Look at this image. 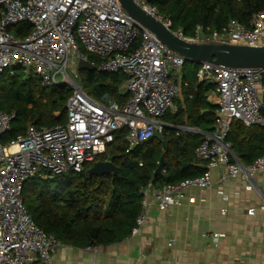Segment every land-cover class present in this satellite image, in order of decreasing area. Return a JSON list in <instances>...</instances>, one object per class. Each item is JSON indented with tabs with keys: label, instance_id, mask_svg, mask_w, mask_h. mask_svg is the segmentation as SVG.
I'll return each instance as SVG.
<instances>
[{
	"label": "built area",
	"instance_id": "obj_1",
	"mask_svg": "<svg viewBox=\"0 0 264 264\" xmlns=\"http://www.w3.org/2000/svg\"><path fill=\"white\" fill-rule=\"evenodd\" d=\"M133 1L186 41L261 45L264 12L253 13L248 27L233 20L220 31L206 33L197 26L192 36H185L182 29L173 30L147 0ZM20 23L28 24L30 31L16 36L10 27ZM86 53L98 58L96 64L90 62L98 71L124 74L129 97L123 105L107 97L96 101L82 89L76 65L87 60ZM184 62L134 21L118 0H0V73L20 67L33 73L43 87L65 85L71 89L63 123L41 129L30 124L24 134L7 143L0 141V264H48L63 245L28 213L23 190L29 178L81 172L105 153L119 130L126 129L127 151L160 133L161 119L179 92L170 70H179ZM196 76L214 83L216 93L214 127L193 150L195 160L206 171L174 184L155 187L149 181L141 186L140 211L131 235L141 231L153 204L166 209L184 200L194 203L195 197L187 191L211 187L210 171L219 166L225 169L217 180L219 185L228 177L241 175L248 188L257 189L255 178L264 171V153L252 163L242 164L227 134L235 120L264 128L260 113L264 68L202 63ZM14 117V112L0 111V136L11 130ZM212 236L216 241L225 235ZM97 247L88 245L86 249L95 252Z\"/></svg>",
	"mask_w": 264,
	"mask_h": 264
},
{
	"label": "trees",
	"instance_id": "obj_2",
	"mask_svg": "<svg viewBox=\"0 0 264 264\" xmlns=\"http://www.w3.org/2000/svg\"><path fill=\"white\" fill-rule=\"evenodd\" d=\"M162 14L173 30L182 29L192 36L197 26L206 33L220 31L230 21L249 26L251 15L264 12V0H147ZM208 28V30H206ZM16 36L30 31L20 23L10 27ZM137 42L134 43L135 46ZM89 62H96L94 54L86 53ZM198 63L185 61L182 94L185 108L167 112L163 119L175 124L201 127L210 132L216 120V106L207 97L215 84L200 81L196 76ZM82 89L94 100L107 97L123 105L129 95L122 89L125 76L122 72H101L97 69L79 70ZM264 84V80H263ZM71 89L65 85L43 87L31 72L20 67L0 73V111L14 112L11 130L0 136L2 143L24 134L28 125L37 129L52 127L66 120L65 104ZM261 115L264 117V94ZM58 113V115H55ZM168 139L167 147L151 137L138 146L128 149L126 129L115 133L113 141L103 155L95 161L110 160L118 167V175L88 176V164L77 172H66L54 177L33 176L23 190L25 207L33 222L46 233L54 235L64 245H106L118 242L131 233L140 211L139 188L149 181L174 184L186 178L202 175L206 168L195 166L193 150L198 144L196 135L162 130ZM227 140L242 164H250L264 153V128L232 122ZM164 154L166 181L153 173L160 156ZM182 163L191 165L185 169Z\"/></svg>",
	"mask_w": 264,
	"mask_h": 264
},
{
	"label": "crops",
	"instance_id": "obj_3",
	"mask_svg": "<svg viewBox=\"0 0 264 264\" xmlns=\"http://www.w3.org/2000/svg\"><path fill=\"white\" fill-rule=\"evenodd\" d=\"M170 73L179 84L174 105L168 111L175 113L185 108L183 68L171 69ZM122 89L126 92L125 82ZM207 97L213 103L215 89ZM161 123L162 130L174 135H196L198 141L208 132L201 127L172 123L171 119L162 118ZM224 171L222 166L210 171L211 187L187 191L195 197L192 204L184 200L166 209L153 204L138 234L99 245L95 252L85 246L63 244L53 252L48 264H264V171L256 175L257 189L248 188L241 175L228 177L219 185L217 180ZM218 232L225 236L215 241L212 235Z\"/></svg>",
	"mask_w": 264,
	"mask_h": 264
},
{
	"label": "water",
	"instance_id": "obj_4",
	"mask_svg": "<svg viewBox=\"0 0 264 264\" xmlns=\"http://www.w3.org/2000/svg\"><path fill=\"white\" fill-rule=\"evenodd\" d=\"M122 8L137 23L152 32L156 38L169 49L181 55L185 61L212 63L232 68H264V45H244L235 43H195L186 41L174 35L172 31L153 15L147 13L133 0H118ZM78 70L95 69L87 60H79ZM154 137L162 141L163 148L167 147L168 141L163 140L158 132ZM202 138L198 141L200 143ZM164 154L160 156L158 165L153 173L165 182ZM190 163H182L181 168L189 167ZM199 168H205L204 164H195ZM88 176H102L106 174L118 175V167L112 161L98 160L86 170Z\"/></svg>",
	"mask_w": 264,
	"mask_h": 264
},
{
	"label": "rangeland",
	"instance_id": "obj_5",
	"mask_svg": "<svg viewBox=\"0 0 264 264\" xmlns=\"http://www.w3.org/2000/svg\"><path fill=\"white\" fill-rule=\"evenodd\" d=\"M97 58V57H96ZM77 65H78V62H77ZM77 65H76V68H77ZM77 70H78V68H77ZM102 99V98H101Z\"/></svg>",
	"mask_w": 264,
	"mask_h": 264
}]
</instances>
